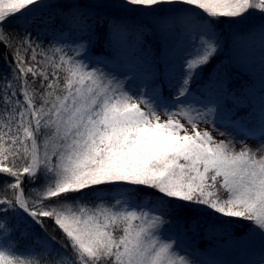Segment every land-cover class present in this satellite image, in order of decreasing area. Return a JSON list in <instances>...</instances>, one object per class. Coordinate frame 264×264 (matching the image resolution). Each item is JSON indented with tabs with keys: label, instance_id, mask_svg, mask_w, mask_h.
I'll return each instance as SVG.
<instances>
[{
	"label": "snow or ice",
	"instance_id": "1",
	"mask_svg": "<svg viewBox=\"0 0 264 264\" xmlns=\"http://www.w3.org/2000/svg\"><path fill=\"white\" fill-rule=\"evenodd\" d=\"M0 43V264H204L165 227L239 243L240 221L255 257L208 264H264V0H0ZM257 51L259 89L238 96ZM228 101L256 148L213 136Z\"/></svg>",
	"mask_w": 264,
	"mask_h": 264
},
{
	"label": "rangeland",
	"instance_id": "2",
	"mask_svg": "<svg viewBox=\"0 0 264 264\" xmlns=\"http://www.w3.org/2000/svg\"><path fill=\"white\" fill-rule=\"evenodd\" d=\"M45 2L48 4H54L56 0H45ZM49 8L52 7L43 8L39 12H43ZM238 27L240 26H233L229 31H226V29H224L226 33L225 39L227 41V44L222 52H224L225 50H230L231 54V38L228 34L236 31ZM180 39L181 38H173L167 43H165L164 41H160L162 42V48L167 49L165 56L169 60V65H179L180 63V57L183 55V51L180 47ZM169 65H165V67ZM246 73L253 79L250 88H252L254 85L255 89H259L260 65L258 51L255 53V57L249 65V71ZM142 84L143 81L141 79H137L132 82L131 87L133 89L139 88L142 86ZM194 95L197 96L196 94ZM197 97L203 99V97L201 96ZM161 98L163 99L164 97L162 96ZM229 106L230 105L225 103L223 110L218 108L216 115L212 118L216 121V131H213V136L216 137L217 140L234 137L237 141L244 140L245 143L252 146L253 148H256L260 143L259 140L255 138L246 139L245 136L241 133H238L236 131V128L232 125L231 121L235 120L237 117H231V112L228 109ZM161 114L162 119H166V117L163 115V111L161 112ZM205 128L212 130L213 125L211 123H201L200 129L203 130ZM220 133H227L228 136H221ZM240 147L241 145L237 143V150H239ZM203 229V224L200 228H196L194 225H189L184 222H181L179 224L173 222L171 225H167L165 227L164 235L166 237H172L173 239L177 240L180 244V249L182 252L194 254L195 257L199 261L204 262V264H208L209 261L215 260L236 261L251 259L255 257V252L258 249V241H250L246 237H243L242 233L240 235H237L242 237L239 243H227V237L222 234V232L220 231V227L213 230L212 232H205Z\"/></svg>",
	"mask_w": 264,
	"mask_h": 264
},
{
	"label": "trees",
	"instance_id": "3",
	"mask_svg": "<svg viewBox=\"0 0 264 264\" xmlns=\"http://www.w3.org/2000/svg\"><path fill=\"white\" fill-rule=\"evenodd\" d=\"M55 11H56L55 8H49L43 12H39L38 15L47 16L49 14H54ZM9 28H10V30L11 29H15L17 31L19 30L16 28L15 24L9 25ZM224 29H226V31H229L231 28L227 24H225ZM50 36H51V34H50ZM46 43H47V41H46ZM160 47L162 49V55L165 56L167 49L162 48V42H160ZM220 55H221V59L223 60V62L228 63V57L230 56V50H225ZM12 60H13V56L11 55L9 50L5 47V45L3 43H0V74H4V73L9 71V67H10ZM161 67L164 68L165 65L162 64ZM249 77H250V75H248L247 73L242 74V73H235L234 72L233 76H232V83L229 85V87L232 88L233 90H235V92L238 96L243 97L244 91L249 89L250 86L252 85L253 79L251 77V80H250ZM193 89H194V94H196L197 96H201L200 91L196 85H193ZM226 104L230 105L228 108L229 110H233L235 112V115L231 114V117L242 116V115H245L249 111V109L247 107L241 108V109H233V105H232L231 101H228ZM205 219H207V218H205ZM217 223L219 224V221H217ZM51 227H52L51 223H49L50 231H51ZM246 227H247V222L240 221L237 224H235L232 229H233L235 235H240V234L245 232ZM220 231H221V229H220ZM55 235L57 237H59L60 233L56 232Z\"/></svg>",
	"mask_w": 264,
	"mask_h": 264
}]
</instances>
